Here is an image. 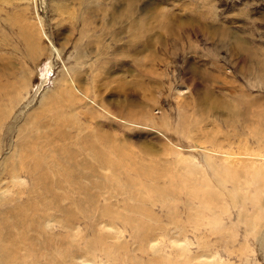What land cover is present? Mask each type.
I'll list each match as a JSON object with an SVG mask.
<instances>
[{
	"label": "rangeland",
	"instance_id": "1",
	"mask_svg": "<svg viewBox=\"0 0 264 264\" xmlns=\"http://www.w3.org/2000/svg\"><path fill=\"white\" fill-rule=\"evenodd\" d=\"M0 264H264V0H0Z\"/></svg>",
	"mask_w": 264,
	"mask_h": 264
}]
</instances>
